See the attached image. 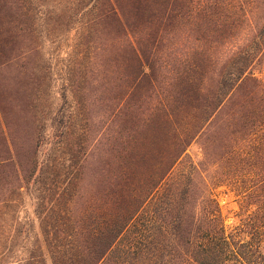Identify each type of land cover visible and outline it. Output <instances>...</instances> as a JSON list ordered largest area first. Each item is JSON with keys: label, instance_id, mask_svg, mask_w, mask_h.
I'll return each instance as SVG.
<instances>
[{"label": "trees", "instance_id": "16d2710c", "mask_svg": "<svg viewBox=\"0 0 264 264\" xmlns=\"http://www.w3.org/2000/svg\"><path fill=\"white\" fill-rule=\"evenodd\" d=\"M41 11L85 32L84 84L99 60L108 86L125 79V94L102 119L84 97L85 133L66 158L53 147L41 164L38 149L23 160L6 142L0 204L10 188L53 193L36 214L53 220L43 233L56 238L55 264H264V136L248 157L237 146L264 128V0H0L2 50L20 47ZM63 100L51 119L61 138L73 136ZM194 144L199 161L187 153ZM222 187L245 212L230 231Z\"/></svg>", "mask_w": 264, "mask_h": 264}, {"label": "rangeland", "instance_id": "374dc122", "mask_svg": "<svg viewBox=\"0 0 264 264\" xmlns=\"http://www.w3.org/2000/svg\"><path fill=\"white\" fill-rule=\"evenodd\" d=\"M47 14V11L40 12L34 22L35 32L26 30L19 41L20 47L9 46L3 50L0 47V63L8 56L21 55L12 64L0 66V161L10 157L5 149L6 142L15 143L19 156L27 161L38 149L32 161L43 163L53 147V157H68L71 152L68 144L85 133L84 97L90 95L97 99L95 118L102 119L111 110L115 99L120 100L125 94V79L120 77L115 83L109 81L113 85L108 86L101 74L99 60L94 66L93 79L85 83L87 90L83 88L82 78L90 76L87 71L92 57V51L86 50L88 38L74 20L58 13ZM32 48L35 51L29 53ZM94 82L90 89L89 85ZM144 91L146 94L147 87ZM64 96L68 99L65 108L72 117L69 128L73 136H69L68 130L65 138H61L60 132L52 128L51 119L63 106ZM134 98L136 101L138 97ZM40 134L43 139L38 143ZM263 136L264 128L258 127L253 135L244 136L248 139L238 138L243 145L237 146L244 157L252 154L253 144L262 142ZM187 153L196 161L203 158L198 144L192 145ZM4 172L6 176L11 174L9 170ZM253 172L256 170L251 167L245 169L250 179L255 175ZM50 192L42 184L29 192L26 188L23 191L10 188L1 199L5 202L0 204V264H55L58 255L56 238L43 233L53 220L36 214L38 207L46 202V197H53ZM216 195L230 231L244 218L242 197L228 187L218 189Z\"/></svg>", "mask_w": 264, "mask_h": 264}]
</instances>
